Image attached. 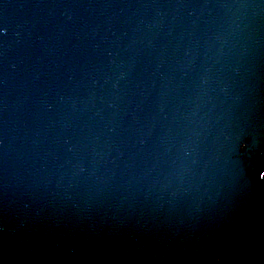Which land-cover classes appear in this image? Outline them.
I'll use <instances>...</instances> for the list:
<instances>
[{
    "label": "water",
    "instance_id": "obj_1",
    "mask_svg": "<svg viewBox=\"0 0 264 264\" xmlns=\"http://www.w3.org/2000/svg\"><path fill=\"white\" fill-rule=\"evenodd\" d=\"M0 264H264V0H0Z\"/></svg>",
    "mask_w": 264,
    "mask_h": 264
}]
</instances>
